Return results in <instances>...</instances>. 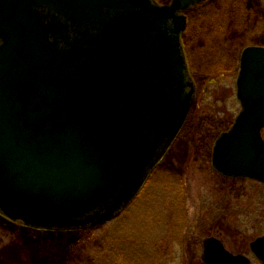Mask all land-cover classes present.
Segmentation results:
<instances>
[{
    "label": "water",
    "instance_id": "obj_1",
    "mask_svg": "<svg viewBox=\"0 0 264 264\" xmlns=\"http://www.w3.org/2000/svg\"><path fill=\"white\" fill-rule=\"evenodd\" d=\"M204 0H0V215L87 230L137 197L196 87L181 34ZM240 111L214 142L220 174L264 186V47L239 59ZM264 264V236L251 242ZM206 264H248L214 238Z\"/></svg>",
    "mask_w": 264,
    "mask_h": 264
},
{
    "label": "rangeland",
    "instance_id": "obj_2",
    "mask_svg": "<svg viewBox=\"0 0 264 264\" xmlns=\"http://www.w3.org/2000/svg\"><path fill=\"white\" fill-rule=\"evenodd\" d=\"M230 8L234 20L223 11ZM255 8L258 15L250 16ZM182 40L196 103L132 205L113 222L66 233L0 216V264H203L201 242L210 234L238 252L264 234L263 186L225 180L210 163L216 137L240 110L239 54L248 45L264 47V0H209L188 13Z\"/></svg>",
    "mask_w": 264,
    "mask_h": 264
},
{
    "label": "flooded vegetation",
    "instance_id": "obj_3",
    "mask_svg": "<svg viewBox=\"0 0 264 264\" xmlns=\"http://www.w3.org/2000/svg\"><path fill=\"white\" fill-rule=\"evenodd\" d=\"M209 0H204V1H202L201 3H199V4H197V5H195V6H193V7H191L188 11H191V10H193V9H195L196 7H200V6H202L203 4H205L206 2H208ZM188 11L185 13L186 14V16H187V24H188ZM186 58H187V56H186ZM189 66V65H188ZM190 68V67H189ZM191 71V70H190ZM196 98H197V95H196V97H195V101H194V104H193V108H194V106H195V103H196ZM193 108H192V110H193ZM192 110H191V112H192ZM191 112H190V114H191ZM190 114H189V116H190ZM180 134H181V132H180ZM179 134V135H180ZM179 135H178V137H179ZM213 146V145H212ZM168 152H170V150L168 151ZM210 163H211V158H210ZM214 170V169H213ZM215 171V170H214ZM216 172V171H215ZM216 174L218 175V176H220L221 178H223V179H225V180H230V181H249V182H254V183H258V182H256L255 180H251V179H246V178H229V177H226V176H223V175H221V174H219V173H217L216 172ZM262 235H264V234H262ZM259 236H261V235H259ZM258 237V236H257ZM257 237H255V238H257ZM212 238H214L215 240H217L223 247H224V249L226 250V251H228L229 253H231V254H233V255H239V256H243V257H245L247 260H248V264H254V263H258V264H260L259 263V261L254 257V255L251 253V250H250V243H249V246H248V250H244L243 252H238V251H231V250H229L226 246H225V244H224V239H222L221 237H220V235L219 234H217V233H214V235H211L210 234V236L208 237H206L205 239H203L202 240V242H201V253H200V258H201V262L203 263V264H206V246H207V244H208V242L212 239Z\"/></svg>",
    "mask_w": 264,
    "mask_h": 264
},
{
    "label": "trees",
    "instance_id": "obj_4",
    "mask_svg": "<svg viewBox=\"0 0 264 264\" xmlns=\"http://www.w3.org/2000/svg\"><path fill=\"white\" fill-rule=\"evenodd\" d=\"M231 10H232V8H230V9H227V10H223L224 11V13H225V15L226 16H230L231 18H232V20H234V15L233 14H229L230 12H231ZM222 11V12H223ZM251 11V14H250V16H253V17H256L257 15H256V13H257V10H256V8L255 9H251L250 10ZM246 15V12L244 11V14H243V16H245ZM238 19V18H237ZM239 20V19H238ZM219 27L221 28V29H225V27H226V23L222 26V25H220L219 24ZM230 29V28H229ZM185 42V41H184ZM184 44V43H183ZM184 47H185V44H184ZM124 214V213H123ZM122 216V215H121ZM120 216V217H121ZM119 217V218H120Z\"/></svg>",
    "mask_w": 264,
    "mask_h": 264
}]
</instances>
